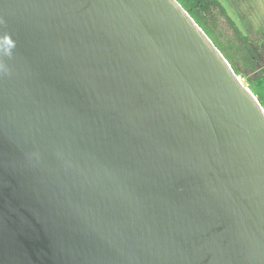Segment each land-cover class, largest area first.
<instances>
[{
  "label": "water",
  "instance_id": "1",
  "mask_svg": "<svg viewBox=\"0 0 264 264\" xmlns=\"http://www.w3.org/2000/svg\"><path fill=\"white\" fill-rule=\"evenodd\" d=\"M0 264H264V107L178 0H0Z\"/></svg>",
  "mask_w": 264,
  "mask_h": 264
},
{
  "label": "trees",
  "instance_id": "2",
  "mask_svg": "<svg viewBox=\"0 0 264 264\" xmlns=\"http://www.w3.org/2000/svg\"><path fill=\"white\" fill-rule=\"evenodd\" d=\"M178 1L212 39L226 59H228L235 72L246 77V85L250 87L264 107V65L252 45V39L248 35L243 34L237 22L229 14L226 5L221 0ZM217 10L235 28L237 33L236 40L226 38L217 31V16L215 13ZM238 65L248 68V74H243Z\"/></svg>",
  "mask_w": 264,
  "mask_h": 264
},
{
  "label": "rangeland",
  "instance_id": "3",
  "mask_svg": "<svg viewBox=\"0 0 264 264\" xmlns=\"http://www.w3.org/2000/svg\"><path fill=\"white\" fill-rule=\"evenodd\" d=\"M226 5L229 14L234 18L243 34L252 39V45L264 65V0H221ZM217 16V31L226 38L236 40L237 33L228 19L220 11ZM231 40V41H232ZM243 74H248V68L238 65ZM246 83V77L239 75Z\"/></svg>",
  "mask_w": 264,
  "mask_h": 264
}]
</instances>
